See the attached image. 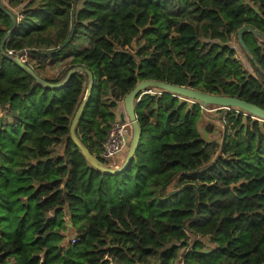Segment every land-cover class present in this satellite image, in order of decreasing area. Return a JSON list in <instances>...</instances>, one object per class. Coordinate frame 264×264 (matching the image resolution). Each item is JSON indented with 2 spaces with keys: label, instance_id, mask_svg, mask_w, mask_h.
I'll list each match as a JSON object with an SVG mask.
<instances>
[{
  "label": "trees",
  "instance_id": "obj_1",
  "mask_svg": "<svg viewBox=\"0 0 264 264\" xmlns=\"http://www.w3.org/2000/svg\"><path fill=\"white\" fill-rule=\"evenodd\" d=\"M4 1L0 44L12 27L5 11L17 20L5 55L29 57L39 78L34 57L64 63L56 78H41L53 84L76 67L92 74L76 136L103 165L112 111L140 82L264 111V0ZM243 28L253 29L242 34L249 55L236 41ZM87 87L77 73L44 88L0 50V264H177L182 254L184 264H264V122L217 111L224 140L205 141L200 103L152 89L162 94L135 107L134 158L106 175L69 136ZM67 228L75 244L64 243Z\"/></svg>",
  "mask_w": 264,
  "mask_h": 264
},
{
  "label": "water",
  "instance_id": "obj_2",
  "mask_svg": "<svg viewBox=\"0 0 264 264\" xmlns=\"http://www.w3.org/2000/svg\"><path fill=\"white\" fill-rule=\"evenodd\" d=\"M5 13L10 17L12 21V27L11 30L5 34L3 37L1 44H0V50L2 54L8 58L10 61H12L16 66L20 67L25 71L27 74L31 76V78L39 85L43 86L44 88H49V89H59L63 87L68 79L77 73L79 74H84L87 76L88 80V87L85 93V97L80 104L79 108L76 111V114L73 118V121L71 123L70 129H69V136L70 140L72 143L79 149L82 157L86 161V163L94 170L106 174V175H116L120 174L123 171H125L132 159L134 158L135 152L137 150V147L140 143V137H141V130L140 126L137 122V117L135 115V107L137 103L135 102V99H137L140 94L148 89H159L162 90L168 94L176 95L185 99H188L190 101H193L194 103H200L203 109L208 108L209 106H214V107H219L223 109H237L242 112L247 113L248 115H251L254 119L264 122V111L257 108L254 105L247 104L246 102H243L239 99L235 98H229V97H219V96H213L205 93H201L199 91L192 90L190 88L186 87H177L173 86L167 83H161V82H155V81H145V82H140L138 83L135 88L126 94L123 99H122V104L124 108V112L126 115L127 120L130 123V126L132 128V136L130 139V144L126 153V156L122 162V164L119 167L116 168H107L105 167L96 157L91 155L89 151L79 142L77 136H76V126L81 118V115L84 111V108L88 102L90 92H91V87L93 83V77L92 74L85 68L83 67H76L69 71L65 77V79L59 83H49L44 81L43 79L39 78L33 70L25 65V62L21 60L20 55L14 54L13 56L10 55H5V53L2 50V47L6 40L8 39L9 35L11 32H13L16 28L17 25V20L15 17L12 15V13L5 11ZM245 31L253 32V29L251 28H243L238 31L237 33V44L239 47L246 52L247 55H249V52L247 51L243 41H242V34ZM202 115H205L207 117V114L202 111ZM225 134V131H224ZM224 137V135H223ZM224 139V138H223Z\"/></svg>",
  "mask_w": 264,
  "mask_h": 264
},
{
  "label": "rangeland",
  "instance_id": "obj_3",
  "mask_svg": "<svg viewBox=\"0 0 264 264\" xmlns=\"http://www.w3.org/2000/svg\"><path fill=\"white\" fill-rule=\"evenodd\" d=\"M1 2L3 3V5H7L6 2L4 0H1ZM12 12H14L15 14L18 13V10H12ZM234 42V40H233ZM234 48H236V51H238V55H241L240 50L237 49L236 45L233 43ZM18 54V53H17ZM29 57L26 56H22L21 59L26 62L28 60ZM241 62L243 64L244 69H246L248 72H251V68L248 66L246 60L244 59V57L241 55ZM29 63L31 65H41L44 68V72H43V76L48 78V79H54L56 78V75L53 73V71L58 72L61 68V66H63V64H55V67H49L50 62L44 60L43 58H40V56L34 57L32 61H29ZM69 65V61L65 62V67L67 68ZM52 66V65H51ZM41 75V74H40ZM41 75V78H44ZM114 113L115 118H120L122 115L124 116L125 119L126 115L124 112V108H123V104L122 101H120L119 105L117 107H115L112 111ZM207 114V117L202 118L199 120L198 123V128H199V132H200V136L203 140L205 141H214L217 144H221L223 142V135H224V126L221 123V119L224 116L223 112H205ZM210 129L211 133L207 132V129ZM129 131V140L131 139L132 136V128L131 126L128 127ZM61 151V147L59 146L58 148V152ZM126 156V153L121 155L119 160H115V161H108V162H104V166L107 168H116L119 167L124 158ZM176 184H177V179L174 180V182L169 186V188L166 190V193H169L171 191H174V189L176 188ZM71 237H73V235L70 233L69 228L66 229L65 231V239H64V243L67 244L68 242H70ZM210 245L206 244V248L207 250H210Z\"/></svg>",
  "mask_w": 264,
  "mask_h": 264
},
{
  "label": "built area",
  "instance_id": "obj_4",
  "mask_svg": "<svg viewBox=\"0 0 264 264\" xmlns=\"http://www.w3.org/2000/svg\"><path fill=\"white\" fill-rule=\"evenodd\" d=\"M14 54L17 53H12L9 52L8 55L13 56ZM22 60V59H21ZM23 61V60H22ZM24 62V61H23ZM161 92H154L152 89H148L144 92H142L140 94V96L135 99V102L138 104V102L141 100V98L144 95H161ZM174 97L184 100L185 102L189 103V104H193V101H190L188 99L173 95ZM200 109L201 112H217V111H221V110H226V111H235L236 113L241 114V111H236V110H230V109H223V108H215V109H203L202 106L200 105ZM243 114V113H242ZM244 116H247L246 114H243ZM250 116L252 119H254L251 115ZM256 120V119H255ZM258 121V120H257ZM224 124V116L222 117V122ZM130 126V123L127 119L125 120H121V119H114L110 124H109V128L107 130L106 133V138L105 141L103 143V145L101 146L100 149V158L104 161V162H108V161H115V160H119L120 156L127 153L129 144H130V140H129V134H128V127ZM76 238H72L71 239V244H75L76 243ZM193 241L189 240L188 243L189 245L192 244ZM178 264H184L183 261V254L181 256L178 257Z\"/></svg>",
  "mask_w": 264,
  "mask_h": 264
},
{
  "label": "crops",
  "instance_id": "obj_5",
  "mask_svg": "<svg viewBox=\"0 0 264 264\" xmlns=\"http://www.w3.org/2000/svg\"><path fill=\"white\" fill-rule=\"evenodd\" d=\"M237 59L238 60H241V55H237ZM62 68V66H61ZM60 68V69H61ZM120 101L116 103V107L119 105ZM114 119H117V118H114ZM121 119V120H125L124 116L122 115L120 118H118V120ZM178 264V263H177Z\"/></svg>",
  "mask_w": 264,
  "mask_h": 264
}]
</instances>
